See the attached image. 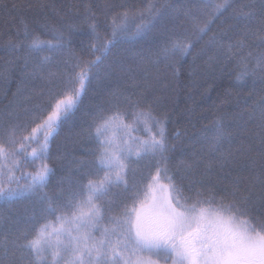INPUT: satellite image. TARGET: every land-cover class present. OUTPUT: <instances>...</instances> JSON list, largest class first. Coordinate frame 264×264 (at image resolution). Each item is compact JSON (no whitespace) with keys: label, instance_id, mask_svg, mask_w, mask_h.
<instances>
[{"label":"trees","instance_id":"trees-1","mask_svg":"<svg viewBox=\"0 0 264 264\" xmlns=\"http://www.w3.org/2000/svg\"><path fill=\"white\" fill-rule=\"evenodd\" d=\"M216 2L219 0H0V145L8 153H18L20 161L11 185L4 169L0 180L5 186L23 187L27 174L42 162L52 170L42 191L61 201L88 179L102 177L104 172L96 165L95 122L102 112L119 107L131 123L135 107L129 101H133L141 109L150 108L158 119L167 117L168 160L160 166L184 196L200 190L211 191L217 201L230 200L235 190L248 197L251 218L259 223L264 217V129L258 118V105L264 100V68L257 67V58L264 54L260 38L264 35V0H231V7L198 40L195 26L209 18L212 9L208 5ZM241 9H251L254 15L238 16ZM114 20L124 31L104 51L102 45L111 38ZM93 23L95 32L89 27ZM143 25L146 27H138ZM220 33H224L223 47L209 45V38ZM60 35L63 50L28 49L33 39L54 41ZM185 39L194 44L189 55L161 54L171 41ZM229 43L243 46L229 52ZM93 45L100 51H94ZM97 55L101 59L91 67L75 107L48 138L42 160L32 162L31 153L42 148L47 132L46 127L36 133L33 129L47 118L57 98L78 87V83H70L80 70L76 64L84 66ZM246 69L248 74L238 80ZM50 72L57 74L55 87L47 83ZM217 121L223 125L224 138L213 150ZM146 133L151 138L152 133ZM158 159L151 155L132 158L127 190L121 184L102 202L104 224L109 216L132 207V193L137 190L140 205ZM8 163L11 165L10 160ZM33 217L44 220L36 196L0 201V242L15 239L23 230L31 236ZM47 219L56 223L55 215ZM173 259L161 255L158 261L173 264Z\"/></svg>","mask_w":264,"mask_h":264},{"label":"snow or ice","instance_id":"snow-or-ice-1","mask_svg":"<svg viewBox=\"0 0 264 264\" xmlns=\"http://www.w3.org/2000/svg\"><path fill=\"white\" fill-rule=\"evenodd\" d=\"M208 6L212 9L209 18L195 26L198 40L207 35L215 18L231 7V0H219ZM237 15L250 18L254 12L241 9ZM113 24L116 25L115 20ZM89 27L93 32L96 31L94 23ZM123 31L122 27L116 25L111 38L102 45L103 50L107 51ZM223 36L224 33L213 35L208 44L223 47ZM260 38L264 40V35ZM44 46L50 51L63 50V35L55 37L54 41L33 39L28 49L35 51ZM237 46L242 47L243 44L229 43L227 50L231 52ZM11 47L18 49L19 45ZM193 47L190 39L174 40L170 46L161 49V54L165 57L177 52L189 55ZM93 50L100 51L95 45ZM49 59L45 57V60ZM100 59L97 55L95 60L84 66L76 64L80 70L70 83H78V87H73L71 94L57 98L47 118L33 129V133H36L38 128L46 127L47 132L42 148L39 151L33 149L32 162L42 160L48 138L58 122L75 107L85 89L91 67ZM257 67L264 68V54L257 58ZM247 74L246 69L237 79L241 80ZM56 75L51 72L48 75L47 83L52 87H55ZM174 75H178V72ZM129 102L135 107L131 123L127 122V114L119 107L102 112L95 122L94 138L98 143L96 165L98 170H103L104 175L88 179L82 187L70 191L64 201L42 191L52 171L43 162L27 174L25 179L28 182L23 187H6L4 181L0 180V201L36 196L44 214L43 222L33 217L31 236L27 230H23L15 239L0 242L4 248V258L0 259V264H155L152 257L159 259L161 255L165 260L169 256L174 257L173 264H264V217H260L259 223L251 218L248 197L238 195L235 190L230 200L217 201L211 191L206 194L200 190L184 196L166 168L160 166L161 162L166 164L168 160L165 155L168 146L164 128L167 117L158 119L150 108L141 109L138 102ZM258 108L260 127L264 129V100ZM140 123H144L147 131L152 133L150 139L141 140L131 135L134 126ZM153 128L158 131L153 132ZM116 129L124 130L123 138H117ZM223 138V125L217 121L213 150ZM261 145H264V136L261 137ZM17 155L16 152H6L5 147L0 145V161H3L0 163V176L4 175V169L7 168L9 185L15 181L13 173L19 167ZM147 155L159 159L155 174L148 183L149 191L144 193V200L137 207L140 196L137 190L132 193V207H125L120 215L109 216L108 223L104 224L105 209L102 202L109 197L113 188H119L121 184L127 190L126 175L132 157L139 160ZM149 213L151 223L147 225ZM51 215H55V224L47 219ZM97 231L101 232L99 238L95 235Z\"/></svg>","mask_w":264,"mask_h":264},{"label":"rangeland","instance_id":"rangeland-1","mask_svg":"<svg viewBox=\"0 0 264 264\" xmlns=\"http://www.w3.org/2000/svg\"><path fill=\"white\" fill-rule=\"evenodd\" d=\"M156 130H158V129L156 128ZM146 132H148L146 129V126L145 125L142 126V123H140L139 125L134 126V130L131 132V135L135 136V137H139L141 140L150 139V138H146L148 136ZM116 135H117L118 139L123 138L124 137V130L123 129H116ZM132 158H136V157L133 156ZM139 206L140 205H138L137 207H139ZM150 223H151V213H149V216L146 219V224L150 225ZM97 234H100V231H97L95 233V235H97ZM97 237L99 238V236H97ZM152 259L155 261V264H161L156 257L153 256Z\"/></svg>","mask_w":264,"mask_h":264}]
</instances>
